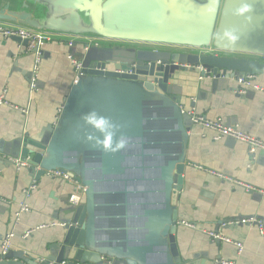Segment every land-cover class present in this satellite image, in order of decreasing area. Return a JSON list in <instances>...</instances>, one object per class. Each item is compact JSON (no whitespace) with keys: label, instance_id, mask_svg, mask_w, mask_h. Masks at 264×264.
Masks as SVG:
<instances>
[{"label":"water","instance_id":"obj_1","mask_svg":"<svg viewBox=\"0 0 264 264\" xmlns=\"http://www.w3.org/2000/svg\"><path fill=\"white\" fill-rule=\"evenodd\" d=\"M243 3L251 10L238 16ZM0 23L83 46L81 76L55 125L0 149V167L19 160L35 180L58 170L84 188L51 246L15 260L0 252V264H180L174 235L192 122L172 81L196 71L215 80L263 76L264 0H0ZM92 111L119 126L124 149L104 152L84 139L92 130L82 116Z\"/></svg>","mask_w":264,"mask_h":264},{"label":"crops","instance_id":"obj_2","mask_svg":"<svg viewBox=\"0 0 264 264\" xmlns=\"http://www.w3.org/2000/svg\"><path fill=\"white\" fill-rule=\"evenodd\" d=\"M66 42L52 38L42 47L36 63L34 54L26 53L21 44L0 38V93L6 88V99L12 105L0 107L1 150L25 134L34 138L54 126L57 109L74 83V69L67 57L78 58L83 48L80 43L68 47ZM99 44L105 48H151L108 41ZM33 80L36 89L31 92ZM255 82L264 87V75ZM172 83L184 110L193 108L207 119L236 125L242 132L264 141V93H240L234 79L200 77L197 71L178 73ZM187 129L183 188L177 204L179 222L174 235L180 264H215L217 259L235 264H264V234L259 228L231 225L254 218L262 222L264 232V196L257 192L264 191V152L251 154L245 143L229 138L214 140L211 131L197 125L187 124ZM218 174L231 181L222 180ZM31 185L35 189L25 199L23 191ZM243 185L256 190L247 191ZM76 192L73 183L60 178L44 174L35 180L25 167H0V197L4 199L0 201V252L8 235H12L9 251L13 260L23 253L37 254L51 246L61 227L36 228L71 222L77 206H72L69 198ZM23 202L28 212L16 222L14 214ZM183 223L194 225L195 230ZM28 231L31 233L25 237ZM208 232L241 244L242 252L238 255L232 244L215 243L217 240L211 239Z\"/></svg>","mask_w":264,"mask_h":264},{"label":"built area","instance_id":"obj_3","mask_svg":"<svg viewBox=\"0 0 264 264\" xmlns=\"http://www.w3.org/2000/svg\"><path fill=\"white\" fill-rule=\"evenodd\" d=\"M0 38L2 39L18 38L21 41H26L27 45L26 47H24V49H26V53L34 54L36 63L39 62V59H40L39 57H41L42 47H44V45L47 42H49L52 38H60V39L66 40L68 47H72L73 42L75 41L67 37L53 36V35L45 34L42 32L29 30L23 27L11 25V24H2V23H0ZM89 43L90 45L100 46L99 43H102V41L89 40ZM67 59L74 69L73 82L75 83L78 80V78L81 76L82 63L78 58H75L71 55H69ZM133 68L134 66H131L130 68H127L126 70L120 71V72L131 74V70ZM235 81L240 87V93H245L247 90L264 93V87H261L258 84H256L255 82L256 80L254 76L247 75L242 78H237ZM35 89H36V81L33 80L32 83L30 84V90L32 92ZM6 96H7V89L5 88L0 93V107L1 106L12 107V105L6 99ZM61 110H62V107L57 109L54 125L59 117V114L61 113ZM20 111L23 113H26L25 110H20ZM187 114L190 116V120L193 125H197L204 130L211 131L214 134V138H213L214 140H219L221 138H229L235 141L245 143L248 146V150L251 154L257 151L264 152V141L242 132L241 130H239V128L236 125L226 124L222 122L220 119H215V120L207 119L203 115L196 113L193 108L190 109ZM14 163H15L16 170H20L21 168L26 167V164L24 162H20L19 160H14ZM199 169L201 168L199 167ZM45 174L50 178H60L64 181L73 183L78 189V192L70 196L69 203L74 207L82 203V196L84 193V188L81 185H79L76 181L71 179L67 174H64L58 170L46 171ZM218 176L224 181H231L229 178H226L223 175L218 174ZM236 183L238 185L241 184L239 182H236ZM243 186L247 191L256 190L254 187H251L249 185H243ZM34 189H35L34 185H31L27 189H25L23 191L24 198L27 199L30 195V192L33 191ZM257 192L264 196V191L258 190ZM0 201L3 202L4 199L0 197ZM25 212H28V206L26 202L20 203L18 210L14 214L15 221L18 222L20 219V216ZM183 224L186 227L195 230L194 225L189 224V223H183ZM243 224L256 225L259 228L261 234H264L262 230V226H263L262 222L254 218L242 219V220L231 223V225H243ZM52 226L64 227L66 226V224L65 223H51L50 225H42L36 228V230L46 228V227H52ZM30 233L31 231L26 232L25 237L28 236ZM207 235L213 240L222 241V242L234 245L236 247L238 255H240V253L242 252L243 247L241 244L234 242L229 238L223 237L219 233L208 232ZM11 238H12V235H8L2 241V245H1L2 254H5L10 249ZM61 264H64V263H61ZM215 264H235V263L232 261L225 260V259H217Z\"/></svg>","mask_w":264,"mask_h":264},{"label":"clouds","instance_id":"obj_4","mask_svg":"<svg viewBox=\"0 0 264 264\" xmlns=\"http://www.w3.org/2000/svg\"><path fill=\"white\" fill-rule=\"evenodd\" d=\"M250 10V5L243 3L236 9V14L238 16H245V14H247ZM224 35L230 42H235L238 39L236 34L233 32L226 31ZM82 120L84 124L92 130L84 136V139L90 145L102 149L104 152L112 153L118 152L125 148V138L120 136L117 139L119 126L114 124L107 117L92 111L82 116ZM93 133H95V135Z\"/></svg>","mask_w":264,"mask_h":264},{"label":"rangeland","instance_id":"obj_5","mask_svg":"<svg viewBox=\"0 0 264 264\" xmlns=\"http://www.w3.org/2000/svg\"><path fill=\"white\" fill-rule=\"evenodd\" d=\"M207 53H212V52H207Z\"/></svg>","mask_w":264,"mask_h":264}]
</instances>
